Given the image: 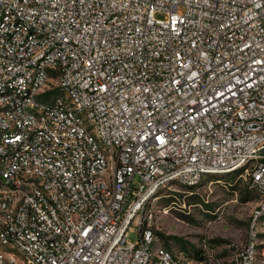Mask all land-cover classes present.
Wrapping results in <instances>:
<instances>
[{"label": "built area", "instance_id": "2783aa9c", "mask_svg": "<svg viewBox=\"0 0 264 264\" xmlns=\"http://www.w3.org/2000/svg\"><path fill=\"white\" fill-rule=\"evenodd\" d=\"M236 172L264 264V0H0V264H195L147 206Z\"/></svg>", "mask_w": 264, "mask_h": 264}, {"label": "rangeland", "instance_id": "374dc122", "mask_svg": "<svg viewBox=\"0 0 264 264\" xmlns=\"http://www.w3.org/2000/svg\"><path fill=\"white\" fill-rule=\"evenodd\" d=\"M241 173L207 176L195 187L162 190L147 206L158 244L195 264H233L232 255L246 242L259 203ZM127 239L137 242L139 231H130Z\"/></svg>", "mask_w": 264, "mask_h": 264}]
</instances>
